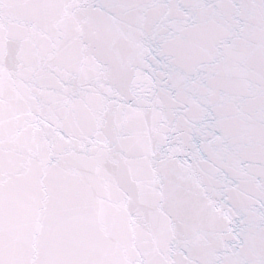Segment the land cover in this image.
<instances>
[{
	"label": "water",
	"instance_id": "1",
	"mask_svg": "<svg viewBox=\"0 0 264 264\" xmlns=\"http://www.w3.org/2000/svg\"><path fill=\"white\" fill-rule=\"evenodd\" d=\"M226 264H264V0H75Z\"/></svg>",
	"mask_w": 264,
	"mask_h": 264
}]
</instances>
